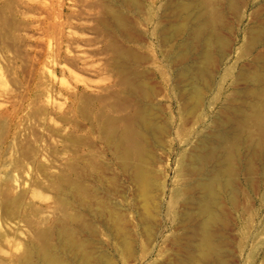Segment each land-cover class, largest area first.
Returning a JSON list of instances; mask_svg holds the SVG:
<instances>
[{"label":"rangeland","instance_id":"374dc122","mask_svg":"<svg viewBox=\"0 0 264 264\" xmlns=\"http://www.w3.org/2000/svg\"><path fill=\"white\" fill-rule=\"evenodd\" d=\"M182 1L0 0V264H38L45 246L65 264H82L61 249V229L95 264H173L192 254L178 219L183 196L176 205L171 197L195 182L185 166L198 140L217 133V119L232 123L245 104L238 74L256 72L252 59L264 56V45L245 52V30L264 21V0H242L235 12L225 0L206 5L228 47L222 60L215 54L211 86L192 112L175 87L182 60L169 57L176 42L161 37L180 21L170 4ZM140 106L166 128L161 137L144 133L141 141ZM110 130H131L143 143L160 188L149 215L132 180L139 158L122 160ZM250 160L256 169L234 177L233 197L222 196L217 213L225 264H264V172ZM111 209L122 240L110 227Z\"/></svg>","mask_w":264,"mask_h":264},{"label":"bare ground","instance_id":"6f19581e","mask_svg":"<svg viewBox=\"0 0 264 264\" xmlns=\"http://www.w3.org/2000/svg\"><path fill=\"white\" fill-rule=\"evenodd\" d=\"M211 1L183 0L182 2H177L175 7L170 4L173 8L172 13L174 16L176 14L177 21H180L166 29H161V37L164 43L176 42L169 58L171 61L182 60L181 65L177 69L175 87L179 89L181 99L186 102V111L189 110L190 112L201 105L204 98V90L211 86L213 74L210 68L216 62L215 54H217V57H221V60L227 54L228 45L226 40L214 30V26L217 24L214 25L216 14L215 12H209L210 6L208 7L209 10L206 8V5L210 4L209 2ZM241 1L225 0L229 11L232 12L237 10ZM213 3H215L214 0ZM245 34L247 35L245 52L252 53L254 48L264 45V21L256 26L248 27L245 30ZM195 43L200 45L198 46L200 50L197 55L193 54ZM252 63L257 67L256 72L250 75L245 71H240L238 74V79L245 81V88L237 92V95L245 99V104L233 110V122L217 119V133L215 132L216 134L211 136H205L206 134H204V137L198 140L195 149L187 157L185 156L187 163L185 170L188 175L195 177V182L185 183L186 185L183 189L176 190L171 197V204L176 205L179 197L183 196L184 210L177 215L180 220V226H182L183 238L191 242L190 249L192 254L187 257L179 255L177 262H173V264H225L224 249L220 246L221 244L217 238L218 234L214 230L217 225H220L217 213L220 212L219 210L222 207L221 197L227 194L228 196L231 194V198L233 197L231 189L235 187V178L243 168L248 173L254 172L257 166L249 159L257 162L260 171L264 172V142L261 135V139L259 138V134L264 133V56L256 55L252 59ZM146 90V87L138 86V91L141 92L143 97L148 95ZM153 115L145 108L136 113L137 126L143 131V134L138 136L141 137L143 142L147 138L144 133H154L157 137L158 135L161 137V134L166 129L154 123ZM254 125H257L256 129L259 128L257 132L259 134L252 131V128H255L253 127ZM130 131L126 132V134L124 132V135L116 134L115 131L111 135V132H109L111 135L109 136V141L116 154L122 160H127L132 155H135L137 159L139 158V164L135 169L136 174H134L132 180L138 186L139 192H136L140 193L138 195H141L144 209L149 215L152 213V209L155 208L153 207V201H155L153 198L154 192L159 191L160 188L158 182L147 169V158L145 149L142 146L143 143L137 141L138 137L135 138L134 132ZM153 137L155 136L153 135ZM242 153L251 156L245 163L242 160ZM209 165L213 169L209 170ZM108 209L110 208H106V212H110ZM111 217L110 227L113 230L112 232L122 240L120 236L125 235L120 229L121 225L120 228L118 227L119 215L111 209ZM121 220L124 222V219L121 218ZM59 234L61 237V249L66 253H70L74 259L80 260L82 264H95L85 251L83 244L74 240L71 231L61 229ZM116 240L118 239L116 238ZM129 242L128 237H124L125 249L128 253L131 250ZM186 244L188 245L189 243L186 242ZM186 250L187 247L184 252L188 254L189 252ZM39 252L38 264H65L47 246ZM169 263L171 264V262Z\"/></svg>","mask_w":264,"mask_h":264}]
</instances>
